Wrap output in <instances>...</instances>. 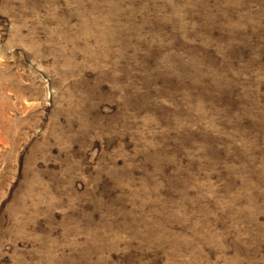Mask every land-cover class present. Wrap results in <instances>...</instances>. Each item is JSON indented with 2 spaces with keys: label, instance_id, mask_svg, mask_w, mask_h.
I'll return each mask as SVG.
<instances>
[{
  "label": "rangeland",
  "instance_id": "obj_1",
  "mask_svg": "<svg viewBox=\"0 0 264 264\" xmlns=\"http://www.w3.org/2000/svg\"><path fill=\"white\" fill-rule=\"evenodd\" d=\"M0 264H264V0H0Z\"/></svg>",
  "mask_w": 264,
  "mask_h": 264
}]
</instances>
